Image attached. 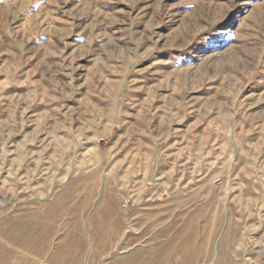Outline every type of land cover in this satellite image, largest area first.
<instances>
[{
	"label": "rangeland",
	"instance_id": "374dc122",
	"mask_svg": "<svg viewBox=\"0 0 264 264\" xmlns=\"http://www.w3.org/2000/svg\"><path fill=\"white\" fill-rule=\"evenodd\" d=\"M0 264H264V0H0Z\"/></svg>",
	"mask_w": 264,
	"mask_h": 264
}]
</instances>
